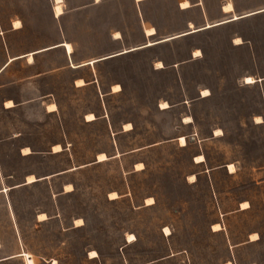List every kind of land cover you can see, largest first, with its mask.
Segmentation results:
<instances>
[{
  "label": "rangeland",
  "instance_id": "rangeland-1",
  "mask_svg": "<svg viewBox=\"0 0 264 264\" xmlns=\"http://www.w3.org/2000/svg\"><path fill=\"white\" fill-rule=\"evenodd\" d=\"M191 1L63 0L55 16L53 0H0V67L63 39L79 62L201 27L233 4L264 8ZM150 40L78 68L57 47L2 71L0 264H264V80L244 83L264 77V11Z\"/></svg>",
  "mask_w": 264,
  "mask_h": 264
},
{
  "label": "crops",
  "instance_id": "crops-1",
  "mask_svg": "<svg viewBox=\"0 0 264 264\" xmlns=\"http://www.w3.org/2000/svg\"><path fill=\"white\" fill-rule=\"evenodd\" d=\"M98 0H96V2H97ZM136 1H143V0H136ZM183 1V0H182ZM188 1V3H189V6L188 7H185V8H182L181 6H180V2H178V6L181 8V9H186V8H189V7H191V5H198V4H200V1H195V2H192L191 0H187ZM231 1V0H230ZM53 2H54V0H53ZM225 2H227V0H222V5L225 3ZM232 2V1H231ZM233 3V2H232ZM222 5H221V9H222ZM62 6H63V0H62ZM233 6H234V10H233V13H235L236 15H237V18H233L234 16H233V13L232 12H225V11H223V13H224V15L225 16H223L222 18H220V19H218V20H215V21H213V22H210V23H207L206 25H203V26H201V27H198V28H194V26L192 25V27H190V23L192 24V22H189V27H190V29H188V30H186V31H182V32H178V33H175V34H172V35H169V36H165V37H163V38H160V39H157V40H150V41H152V42H155L154 44H157V43H160V42H163V41H167V40H169V39H173V38H176V37H180V36H184V35H186V34H189V33H192V32H195V31H200V30H202V29H207V28H210V27H214V26H217V25H220V24H224V23H227V22H230V21H233V20H236V19H238V18H243V17H245V16H248V15H251V14H255V13H258V12H261V11H264V8H260V9H257V10H254V11H249V12H242V13H239V14H237L236 12H235V5L233 4ZM63 9V8H62ZM54 11V10H53ZM64 13V10H63V12L61 13V14H63ZM228 13H230L229 14V16H226V14H228ZM55 14V13H54ZM60 14V15H61ZM60 15H58V16H60ZM56 16V15H55ZM15 21H20L19 19H17V20H14V22ZM19 27H21V21H20V26H18V27H15L14 26V28H19ZM150 27H153V26H150ZM147 28V27H146ZM154 28V27H153ZM116 32H118L119 33V31H115V32H113V38H120L121 37V35H120V33H119V36L117 37V36H115V33ZM144 32H145V29H144ZM156 31H155V28H154V33H155ZM154 33H152L151 35H153ZM146 34V33H145ZM147 35V34H146ZM166 38H169V39H166ZM149 40H147V41H149ZM146 41V42H147ZM64 42H68V43H70L71 44V46H72V50H71V52H68L67 51V49H66V47L63 45L64 44ZM146 42H144V43H141L140 45L138 44L137 46L135 45V46H131V47H129V48H125V49H123V50H120V51H116V52H113V53H110V54H106V55H102V56H100V57H93L92 59H90V60H95L93 63H95L96 61H99V60H102V59H107V58H110V57H114V56H116V55H120V54H123V53H126V52H130V51H133V50H137V49H141V48H143V47H147V46H143V47H139V46H142V45H144ZM154 44H152V45H154ZM149 46H151V45H149ZM57 47H62V48H64V50H65V52H66V54H67V56H68V59H69V62H70V66L71 67H73V68H78V67H81V66H83V65H85V64H93V63H87L88 61H90V60H83V61H79V62H73L72 61V59H71V53L73 52V42L71 41V40H66V39H63V40H60V41H58V42H55L54 44H51V45H48V46H44V47H41V48H38V49H35V50H32V51H30V52H27V53H24V54H16V55H13V56H10L4 63H3V65L0 67V74L2 73V71L4 70V69H6L10 64H11V62H13L14 60H17V59H19V58H22V57H26L27 59H28V61L31 63V64H34L35 63V56H36V54L37 53H40V52H43V51H47V50H51V49H54V48H57ZM137 47H139V48H137ZM195 50H197V49H195ZM199 50V49H198ZM200 51V50H199ZM29 56H31L32 57V59L31 60H29ZM12 58V59H11ZM11 59V60H10ZM252 76V75H251ZM254 77V76H253ZM79 78H81V77H79ZM79 78H77V79H79ZM255 78V77H254ZM76 79V80H77ZM81 79H83V78H81ZM76 80H75V82H76ZM261 80H264V77H258L257 79H256V81H261ZM83 81L85 82V83H87V80H84L83 79ZM255 81V82H256ZM84 83V84H85ZM245 83V82H244ZM116 84H118V83H116ZM246 84H248V83H246ZM76 85H77V83H76ZM83 85V84H82ZM119 85V84H118ZM120 86V85H119ZM204 89H207V88H204ZM203 96V95H202ZM206 96V95H205ZM7 100H11L12 102H13V105H14V103H19V101H13L12 99H7ZM52 104V103H51ZM55 104V103H54ZM13 105H11V106H13ZM7 107H10V106H7ZM165 108V107H164ZM95 116V115H94ZM186 116H190V115H186ZM185 116V117H186ZM257 116H260V115H257ZM184 117V118H185ZM191 117V116H190ZM256 117V116H255ZM261 118L263 117V116H260ZM184 118H183V123H185V124H190L192 121H193V119H192V121L191 122H185L184 121ZM192 118V117H191ZM263 121V120H262ZM261 121V122H262ZM257 123H259V122H257ZM181 136V135H180ZM183 136H185L186 138H187V136L186 135H183ZM178 138H179V136H178ZM177 138V139H178ZM56 144H59V143H56ZM55 145V144H54ZM28 147V146H27ZM105 153V152H104ZM28 154V153H27ZM24 155H26V154H24ZM245 201V200H244ZM247 201V200H246ZM249 203V202H248ZM249 206V205H248ZM247 208V207H246ZM40 213V212H39ZM37 219L38 220H43V219H39L38 218V214H37ZM257 239V238H256ZM13 255V254H12ZM10 257H12L11 255H10ZM2 259H4V258H0V260H2Z\"/></svg>",
  "mask_w": 264,
  "mask_h": 264
},
{
  "label": "bare ground",
  "instance_id": "bare-ground-1",
  "mask_svg": "<svg viewBox=\"0 0 264 264\" xmlns=\"http://www.w3.org/2000/svg\"><path fill=\"white\" fill-rule=\"evenodd\" d=\"M61 1L62 0H54L53 10H54V13H55L56 16L60 15L63 12L62 5L60 3ZM190 26H192L191 23H190ZM235 40H237V42H240L241 41L239 38H236ZM63 45L66 47V49H67L68 52L71 51V44L70 43L64 42ZM255 81H256L255 78L253 76H251V75H247L244 78V82L245 83H248V84L253 83ZM79 83L80 84H83L84 82L82 80H79ZM119 89H120V86L118 84H115L113 86V90L114 91H118ZM207 93H208L207 89L202 90V95L205 96V95H207ZM161 104L163 105V107H167L168 106V104L166 102H162ZM5 105L6 106H11V105H13V103L10 100H8V101L5 102ZM49 107L53 109V108H55V105L52 104ZM86 118H87V120H92V119H94V115L92 113H89V114L86 115ZM186 119L189 120L188 117H186ZM256 119H257L258 122L261 121V119H260L259 116H257ZM185 138L186 137H184V136H179L178 141H179V143L181 145H185L186 144V139ZM54 148L55 149H59L60 147L58 145H55ZM23 151L29 152V149L27 147H25V148H23ZM97 159L98 160H104V159H106L105 153H103V152L99 153L97 155ZM203 160H204V157H203L202 154H199V155H196L195 156V161L196 162H201ZM141 165H142V163H137L135 167L136 168L142 167ZM227 169L229 170V172H232L234 170L233 163H228ZM31 177L32 176H30L28 180H30V181L33 180ZM70 186H71L70 184H67L66 185V187H70ZM109 195H111L113 198H116L117 197L116 192H111ZM152 202H153V199L151 197L146 200V203L147 204H151ZM241 205H242V208H246L248 206V202L247 201H244V202L241 203ZM39 216L40 217H43V216H45V214L44 213H41ZM76 222H77L78 225H80L82 221L79 218V219L76 220ZM213 229L214 230L220 229V225L219 224H215L213 226ZM164 231L166 232V234H169V229L167 227L164 228ZM134 238L135 237H134L133 234H129L128 235V239L129 240H132ZM90 254H91V257H94V256H96L97 253L95 251H91ZM51 262H52V264H57V261L55 259L52 260ZM228 264H230V263H228Z\"/></svg>",
  "mask_w": 264,
  "mask_h": 264
},
{
  "label": "built area",
  "instance_id": "built-area-1",
  "mask_svg": "<svg viewBox=\"0 0 264 264\" xmlns=\"http://www.w3.org/2000/svg\"><path fill=\"white\" fill-rule=\"evenodd\" d=\"M194 136H195V133H193V134L191 135V139H194Z\"/></svg>",
  "mask_w": 264,
  "mask_h": 264
}]
</instances>
